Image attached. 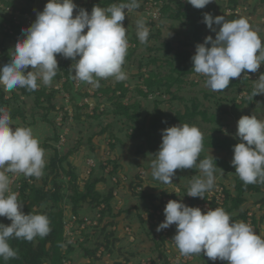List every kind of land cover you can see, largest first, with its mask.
Wrapping results in <instances>:
<instances>
[{
  "label": "rangeland",
  "instance_id": "obj_1",
  "mask_svg": "<svg viewBox=\"0 0 264 264\" xmlns=\"http://www.w3.org/2000/svg\"><path fill=\"white\" fill-rule=\"evenodd\" d=\"M143 1L138 0L139 9L135 10L134 14H130L127 19L129 23L124 25L127 29V38L132 39L134 31L136 32L137 19H141L144 16L142 14V10L145 8V5L143 7ZM210 4L214 6L213 11L217 15L229 13L230 0H213ZM45 5L44 0H34L33 2L30 0H0V23L3 24V28H0V43H3L7 49V52H5L0 47V67L11 60L12 52L14 51L12 49H14L18 40L10 32V29L19 32V28L13 27L10 21H14V18L18 17L19 21H31L33 23L37 18V12L42 11ZM223 8H225L224 11ZM23 13H27V15H23ZM232 13H237L242 18L247 19L251 28L257 31L262 42H264V0H239L237 10ZM160 16L153 27L155 30L158 28L161 30L160 35L155 37V39L149 40L147 46L141 42L128 40L131 44L129 47H134V43L137 44L134 47L135 50L130 51L131 57L126 61L127 65L123 66L124 71L127 73L125 86H128L129 91H131L125 97V102L139 101L138 109L141 111L139 123L145 122V130L148 129V122L155 111L156 104L164 111L165 116L188 112L191 114L197 108L198 113L192 115L187 124L197 126L203 134V150L200 155H205L209 158L212 155L216 159L213 158V163L222 161V164L229 168H216L214 188L219 186L224 192L225 187L236 193L235 167L232 166L231 161L234 157L233 145L241 142L235 136L238 120L244 115L253 114H256L260 119H264V94L254 97L252 93L246 90L240 93L238 88H227L224 91L214 92L205 86L206 78L204 76H199L192 72L188 73L189 75L184 78V82L171 86V91H166L165 95L157 92V94H163L161 97H157V100H155V94L147 98L139 95L137 92L138 84L145 89L143 79L149 76L151 69L162 65L164 67L161 74L168 75L170 72L168 58L166 57L167 43H171L174 39L194 42V28L185 19H173L170 11L165 13L161 11ZM5 17L10 21L6 20ZM213 27H216L217 30L219 29V26L213 25ZM21 30L20 33L22 32ZM206 33L205 38L211 35L215 39L216 33L212 32L208 27L206 28ZM209 45L211 46V44ZM156 57H158V62L157 60V63L152 62L153 58ZM57 59L60 61L59 64L62 63L61 65L71 60L59 54ZM73 63L72 61L71 66ZM141 63H143L142 70L140 69ZM193 67V62L190 61L189 69ZM30 70L31 66H29L28 71ZM60 72L65 76L63 71ZM140 73H145V77L140 76ZM262 73H264V64L260 66L257 72L253 73V76L248 77L247 89L253 88L254 81L258 80ZM62 79L54 78L52 85L59 84ZM118 83L112 78L101 79L100 87L106 89L110 84L113 86ZM51 86L44 87L51 90ZM100 87L93 88L91 85L82 83L79 90H74L73 93L68 91L70 100L67 105H65L66 97L61 95L52 98L51 102L42 96L40 101H43L44 105H48L45 107L43 104L39 105L37 103L36 93L24 94L22 92L23 88H17L9 93L3 91L6 98L14 94L19 95L20 100L13 101L12 106H8V108L20 107L25 112V118L18 116L13 119L15 122L14 126L32 128L34 135L40 141V146L45 151L46 165L50 164L51 158L55 155L58 133L67 131L65 135H68V142L61 149H58L61 156L72 151L71 154H68V160L63 164L66 170L60 167L59 171L63 178L59 182L65 190L64 199L59 202V206L65 211L64 223L74 215L72 202L69 198L73 194V185L70 181L71 175L65 173L69 169L67 162H70L77 172V183L80 189H84L89 177L97 176L102 179L97 184V189L105 195L112 192L111 210H108L105 216H101V224L107 225V229L103 231V227L96 226L99 224L88 225L86 229L90 232L91 239L83 246L79 244L76 246L75 251L71 253L73 257L71 264H113L115 260L125 262V259L128 260V264H149L150 262V264H164L166 259H170L168 260L170 264H204L202 258L193 257L191 260L188 258L185 261L179 260L182 255L179 250H176L177 247L172 241L173 238L169 237L170 241L165 243L157 239L160 237V232L156 231L158 224L151 221L156 214L152 210L156 211L158 209L153 206L154 204L160 207L164 203V198L179 199L180 197L181 200H185L193 177L200 175L199 169H177L176 175L173 177V183L170 185H165L154 179L151 175V162L156 159L155 154L157 152L152 151L149 147V139L146 136L133 138L131 135L135 133V126H129L128 123H125V117L116 116L113 113V110L117 107L114 98L121 93V90H117L116 95L115 92L110 90L107 94L108 101H106V97L105 99L102 98L104 92L100 90ZM2 90L3 88L0 87V93ZM58 90L61 92L62 88L60 87ZM81 92H87L88 94ZM50 105H54V107H50ZM66 107L72 109L73 118L71 119L67 116L63 120V122H66L65 126L64 124L60 126L57 117L61 110L66 115H69V110ZM205 111L208 113L207 117L203 114ZM95 113H97V117L90 116L95 115ZM54 123H56V126ZM179 124L183 123L172 122L170 126H162L158 131L160 142L162 143L163 129ZM139 126L142 125L140 124ZM103 129H105L104 132H102ZM112 132L116 134L115 139L111 136ZM113 143L116 144H114V148H112ZM217 143L228 145L229 149L217 147L215 145ZM230 146H233V148L230 149ZM108 151L110 154H108ZM89 157L96 158V160H89ZM101 159L102 162L99 161ZM110 159L112 162H109ZM115 163H117L118 168L116 173H113ZM50 171L51 169L46 168L43 174L44 177L48 175L49 180L52 179L55 173ZM21 175L11 177V187L18 194V198L20 192L19 178ZM40 183H42L41 178L38 179L37 185H40ZM52 185L53 182L51 181L46 185V189ZM245 196L246 202L242 204L240 210L235 212V214L247 210L248 213L252 214V218L253 214L258 220L264 217L262 203L264 201V190L259 193L248 192ZM151 197L154 200V204ZM99 206H91L88 202L80 203V210L77 213L81 215H77L78 222L75 226L77 231L81 230L78 225L81 223L80 219L85 216L90 219L96 217L100 210ZM153 220L156 221L157 219L154 218ZM160 223L162 222L160 221ZM259 224V235L260 232L264 235V221ZM111 229L115 231L112 235ZM80 233L83 236L82 231ZM106 235H111L109 241ZM174 235L175 233H173V237ZM66 244L64 247H67ZM103 247L105 250L104 253H101V250L104 249ZM85 249L96 251V256H88ZM174 253L175 255L171 256ZM95 257L100 258L98 260L94 259ZM91 258H93V261H91Z\"/></svg>",
  "mask_w": 264,
  "mask_h": 264
},
{
  "label": "clouds",
  "instance_id": "obj_2",
  "mask_svg": "<svg viewBox=\"0 0 264 264\" xmlns=\"http://www.w3.org/2000/svg\"><path fill=\"white\" fill-rule=\"evenodd\" d=\"M212 2L187 0L197 9ZM77 7L74 0H48L31 26L21 30L22 38L12 49L11 60L0 67V87L5 93L17 88L35 91L41 84L51 86L60 69L58 54L74 62L70 69L74 80L93 88L100 87L101 79H127L123 66L129 42L123 21L128 13L139 9L138 0L108 7L96 5L91 13L79 8L74 15ZM203 22L216 33L215 39L209 35L198 43L191 59L192 71L206 78L208 89L224 91L234 78L255 73L264 64V42L247 19L228 21L224 15L204 13ZM136 35L141 43L148 42L150 29L142 18L136 21ZM259 94H264V73L254 81L252 95ZM14 125L10 110L0 106V217L11 221L10 225L0 223V258L4 261L18 258L10 239L32 242L52 231L48 216L33 211L25 214L18 194L12 190V176L39 179L46 167L45 151L32 128ZM235 136L241 141L234 145L231 161L235 174L245 185L264 184V119L256 114L242 116ZM202 150L203 134L197 126L184 123L163 129L162 143L151 162L152 177L170 185L177 169L197 168L200 175L193 177L187 196L205 199L215 187L216 165L212 155L199 159ZM164 215L156 231L175 225L172 241L182 256L203 254L227 264H264V236L249 223L233 221L223 208L203 212L199 207L170 200Z\"/></svg>",
  "mask_w": 264,
  "mask_h": 264
},
{
  "label": "trees",
  "instance_id": "obj_3",
  "mask_svg": "<svg viewBox=\"0 0 264 264\" xmlns=\"http://www.w3.org/2000/svg\"><path fill=\"white\" fill-rule=\"evenodd\" d=\"M33 2L34 0H30ZM45 3H47V0H44ZM121 2H127V0H95L92 5L89 6V9L92 10V8L96 5H99L101 7H108L112 4H117ZM230 8L236 10L237 6L239 5V0H230ZM225 8H223L224 11ZM214 6L209 4L203 9H197L193 7L189 3H184L182 0H170L168 3H165L163 6V12L166 11L171 12V17L173 19H185L193 28H194V42H189L182 39H174L171 43H167L166 45V57L168 58V64L170 68V72L168 75L161 74L162 68L164 66L160 65L158 67H155V69L150 70V74L148 77L143 79V84L146 85L148 88V91H145L144 88L140 87V84H138L137 92L139 95L144 96L147 98L149 94H155L156 99L157 97H161L163 94L165 95L166 91H171V86L175 84H181L184 82V78L188 76V73H192V69H189V62L192 61V56L195 54V48L198 43H203V35L206 33L207 25L203 22V16L204 13H211L214 17L215 16H221L214 13ZM43 11V10H42ZM224 15L225 19L228 21L236 20L239 18H242L237 13H231L226 14L222 13ZM6 20H8L5 17ZM10 21V20H8ZM11 22V21H10ZM217 26V25H215ZM0 28H3V24L0 23ZM17 28V27H15ZM21 29V28H20ZM19 29V31H20ZM161 30L158 28L157 30H151L148 41L151 39H155L158 35H160ZM128 40H131L133 42H140L136 32L134 31V36L132 39L128 38ZM137 44V43H136ZM145 46L148 45V42L145 44ZM0 47H2L3 51L7 52L6 47L3 43H0ZM208 47H211L208 45ZM134 47H129L126 61L131 57L130 51H134ZM158 62V57L153 58L152 62ZM72 60H68L63 65L59 64V70L57 72V75L54 77L56 79H60L63 77V74L60 71L64 72V75L67 77V80L64 83V87L67 91H71L73 93L74 85H73V74L72 71H70ZM127 65V62H125L124 66ZM143 66V63H141L140 69ZM142 70V69H141ZM242 78H234L232 82L230 83V86L228 88H238V91L240 93L244 92L245 90L249 93L253 92V88L247 89V80L249 76L244 73L241 74ZM140 76L145 77V73H140ZM126 81L119 82L115 85H109L108 88L100 87V90L104 92V95L102 98L107 100V94L112 90L113 92H116L117 90H121L120 94H117V96L112 97L116 101L117 107L113 110L114 115L125 117L124 120L125 123H128L129 126H135V133L131 135L133 138H142V136H146L149 139V147L152 151L158 152L159 147L161 145L160 138L158 136V131L162 126H170L172 122H180V123H188L191 116L197 114V108L194 109L191 114L188 113H176V115H164V111L158 107V104L155 106V111L152 113L150 120L148 122V129L145 130V122L140 121V114L141 111L138 109V100H133L131 102H125V97L128 95L129 87L125 86ZM24 94L30 95L31 93H36V101L39 105L43 104V101H40L41 97L44 96L47 98L48 101L51 102L52 98H55L57 96L56 94L59 92L58 90L52 89L50 92H46V88L43 87L42 89H37L35 91H28L26 89H23L22 91ZM163 93V94H157ZM85 93V92H81ZM85 94H88L87 92ZM86 96V95H85ZM78 97V96H74ZM20 100V97L18 94H14L13 96L6 98L3 90L0 93V106H4L7 109L8 106H12L13 101ZM237 100V99H236ZM158 103V102H157ZM44 105V104H43ZM48 106V105H44ZM50 107H54V105H50ZM48 108V107H46ZM98 109V107H97ZM12 119L17 118L18 116H21L25 118V112L20 108H13L9 109ZM204 116L207 117L208 113L205 111L203 112ZM68 115H66L65 118H67ZM97 117V113L95 115H90ZM123 120V118H122ZM142 126H139V125ZM56 126V123H54ZM139 126V127H138ZM132 130V129H131ZM105 129L102 130L104 132ZM58 136L56 138V141L58 140ZM111 136L113 139L116 137V134L114 132L111 133ZM117 139L120 141V139L117 137ZM115 143L112 144V148L115 147ZM47 145V144H45ZM217 147H222L229 149L228 145H221V144H215ZM49 146V145H47ZM234 146V145H233ZM233 146H230V149L233 148ZM72 151H69L68 154H71ZM68 154H65L64 156H61L58 152V149H56L55 155L51 158L50 164L46 165L44 171H46V168L51 169L50 172H55L52 179L49 180V176L46 175L45 177H41L42 183L40 185H37L38 179L35 177H25L24 175H21L19 178V202L23 204V212L25 214L31 213L33 211L34 213L38 214H46L50 220V227L52 231L50 234L44 238L37 237L32 242H28L26 240L22 239H16L12 238L10 239L9 243L11 247L18 252V258L17 259H10L8 261H4L2 258H0V264H64L65 258H73L71 256V253H73L76 249L77 245H68L67 247H64L66 244V238L64 237V218H65V211L62 207L59 206V202H61L64 199V187L59 182L62 180V174L59 172L60 167L63 168V170H66V167L63 165L64 162L68 160ZM209 158L205 155H200L199 159ZM110 162H112L110 160ZM199 162V161H198ZM69 165V169L65 172L69 175H71V183L73 188V194L70 195V200L72 202V212H74V215H78L77 213L80 210V203L82 202H88L91 206H97L102 203H105V207L102 209V217L105 216L108 210H111V199L113 197L112 192H110L108 195L103 194L100 190L97 189V184L102 180L101 178L95 176V177H89V179L86 182V185L84 189H80V186L77 183V172L74 170L71 163L67 162ZM216 165V168H225L229 169L226 165L222 164V161H216L213 163ZM114 171L113 173H116V170L118 168L117 163L114 164ZM16 181V180H15ZM53 182V185L50 188L46 189V185L50 182ZM16 186V185H15ZM17 189V186H16ZM15 189V190H16ZM264 190V184H248L245 185L243 181L240 180V178L236 175V183H235V191L236 193H233L229 188L224 187L225 192V202L222 208L230 214L233 221H244L247 223L248 220V211H242L239 214H235V212L239 211L242 204L246 202V196L245 194L248 192H262ZM187 191V190H186ZM177 196V195H176ZM187 196V193H186ZM152 202L154 204V200L151 197ZM198 197L194 199L196 201ZM263 207H264V201H262ZM213 209L216 208L217 204L214 201ZM155 208H159V205L154 204ZM81 215V214H79ZM260 220V221H259ZM258 218L253 214L252 221L255 223V225L258 227L260 222L264 221V217ZM0 223H4L5 225H10L11 221L8 220L6 217H0ZM102 218L99 222V225H96L97 227H103V231L107 229V225H103ZM260 227V226H259ZM173 228L176 229V226L173 225ZM115 231L111 229V235L114 234ZM85 235V241L83 243H79V245L83 246L87 244V242L90 241L91 235L88 230L84 231ZM111 235H106L107 240L109 241ZM260 235L264 236L261 232ZM161 241H166L165 237L162 236ZM161 244V243H160ZM88 256L91 257V255L96 256V251H91L88 249H85ZM109 250V249H108ZM195 258H202L204 261V264H227L226 261H220L219 259L215 262L204 256L201 255H193ZM100 257H95L94 259L99 260ZM91 261H93V258H91ZM215 262V263H214ZM128 260L125 259V262L122 260H115L113 261V264H128ZM164 264H167V261L165 260Z\"/></svg>",
  "mask_w": 264,
  "mask_h": 264
},
{
  "label": "built area",
  "instance_id": "obj_4",
  "mask_svg": "<svg viewBox=\"0 0 264 264\" xmlns=\"http://www.w3.org/2000/svg\"><path fill=\"white\" fill-rule=\"evenodd\" d=\"M169 1L170 0H147V1L144 0L143 1V7L145 5V8L144 9L142 8L143 9L142 10V14L144 15L142 18L145 20V22H146L147 26L149 27L150 31L152 29H154L153 27L155 26L156 21H158V19L161 17L160 15H161V11H163L164 4L168 3ZM182 2H184L186 4L187 0H182ZM74 3L78 6L77 9L74 10V15H75L78 12L79 8L87 9L88 12L91 13V10L89 9V6L92 5L94 3V1H92V0H74ZM117 4H119V3H117ZM236 10H237V8H236ZM236 10L231 9L229 7V9H228L229 13H227V14L235 12ZM134 12H135V10H133L131 13H128V16H126L125 20L123 21L124 25L129 23V21L127 19L129 18L130 14H134ZM23 15H27V13H23ZM11 22H12V26L13 27H17L19 29L20 28L24 29V28L30 27L31 24H32L31 21H25V22H23L21 20L19 21L18 17H16V19L14 18V21H11ZM86 31H87V29H85V32ZM10 32L12 34H14L16 36V38H18V39H20L22 37V32L20 33V31L18 32V31L14 30V29H10ZM204 36L205 35H203L202 37L205 38ZM129 46H131L130 43H129ZM135 46H136V43H134V47ZM59 62L60 61H58V64H59ZM72 74H74V73H72ZM246 75L247 76H253V73H247ZM254 77H256V76H254ZM62 78H63L62 82L58 81L59 84L58 83L54 84L50 88H51V90L52 89L58 90L61 87L62 91L58 92L56 95L57 96L61 95L63 97H66L65 105H67V103H69V100H70V93L66 89H63L64 88V83L67 80V77L63 76ZM239 78H242V75ZM73 85H74V89L75 90H79L80 87L82 86V82H77L76 80L73 79ZM54 86H55V88H53ZM43 87H42V84H41V86L38 89H42ZM51 90L46 89V92H50ZM145 91H148V88L146 87V85H145ZM151 95H153V94L152 93L149 94V96H151ZM66 109H68V107H66ZM68 110H69L68 118L70 117L72 119L73 118V111H72V109H68ZM65 116H66V113L63 110L59 111V115L57 117V120H58V124L60 126H62L63 124L65 126L66 122L65 121L63 122V120L65 119ZM65 132H67V131H62L61 133H58L59 136H58V140L56 141V144H57L56 148L57 149H59V148L61 149L68 142V135L66 136ZM108 154H110L109 151H108ZM106 157H108V156H106ZM88 159L89 160H93V161L96 160V158H93V157H89ZM108 159H109V157H108ZM110 160H109V162H110ZM99 161L102 162V159L99 160ZM222 192H223V189H220L219 186H218V187L214 188L211 192L206 193L205 194V199H201V198L198 197V199L196 201H194L195 198L189 197V196H186L184 201L181 200L180 197H179V199L178 198H171V199L164 198L163 199L164 200L163 205H161L156 211L152 210L153 213L156 212V214L154 215L153 219L156 218L157 220L154 221L152 219L151 221L152 222H157V224L159 225L160 221L163 222L165 220L164 208L166 207V204L170 200L182 201L183 203H185L186 205L191 206V207H199L203 212H207V210L209 208L213 209L212 202L214 203V201L217 204L216 208L217 207L222 208V206L224 205V202H225V192H223V193ZM100 206H99L100 210L98 211L97 216L94 217L93 219H90L88 216H85V217L80 219L81 223L78 224L79 228L81 229L80 231H77V227H75L77 222H78L77 215H72L67 221H65V223H64V237L66 238V243H67L66 245L67 246L68 245H78L79 243H83L85 241L84 231L87 230L86 229L87 226L90 225V224H92V225L99 224L100 218L102 216V212L101 211H102V208L105 207V203L100 204ZM247 223H249L253 227L254 231L257 234H259V228L252 221V214H250V213H248ZM81 231L83 233V236L80 235ZM173 233L176 234V229H174L173 225H172L169 228L160 231V237H158L157 239L160 240V239H162V236H164L165 240H166V241H164V243L165 242H169L170 241L169 237L173 238ZM78 239L80 240L79 242H78ZM104 250H105V248L103 250H101V253H104ZM176 250H178V249H176ZM172 255L174 256L175 253L171 254V256ZM98 256H100V255H98ZM193 257H194L193 255L192 256H188V257L180 256L179 260H184L185 261L187 258L191 260V259H193ZM168 260H170V259H168ZM168 260L166 259L167 264H170ZM68 261L70 262L69 264L72 263L71 258L67 257L64 260V264H68ZM171 262H173V260H171ZM215 264H219V263H215Z\"/></svg>",
  "mask_w": 264,
  "mask_h": 264
}]
</instances>
